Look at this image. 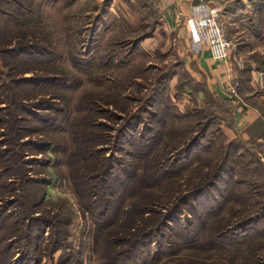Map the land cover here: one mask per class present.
<instances>
[{"label": "rangeland", "instance_id": "1", "mask_svg": "<svg viewBox=\"0 0 264 264\" xmlns=\"http://www.w3.org/2000/svg\"><path fill=\"white\" fill-rule=\"evenodd\" d=\"M254 1L262 16L264 0ZM203 6L207 4L197 9ZM208 6L222 9L220 2ZM263 19L258 20L261 27ZM225 34L228 39L226 30ZM173 37L161 24L154 0H0V149L5 151L4 162L13 164L2 195L5 201L31 204L37 188L43 189L44 202L33 210L38 211L34 216L53 221L49 228L33 226L41 238L32 246L46 247L59 231L57 239L71 252H40L41 264H59L60 255L69 253L74 259L79 252L82 264H102L109 254L120 263L126 261L121 219L111 226L110 232L117 235L105 253L109 230L98 229L95 218L82 209L90 199L80 198L71 181L76 164L89 168L104 158L113 167L109 180L121 199L122 182L131 183L121 170L136 176L130 191H122L123 205L129 207L147 193V224L153 213L160 212L161 219L171 215L166 238L153 239L150 246L156 258L161 241L171 253H162L157 262L148 256L150 263L139 259L138 264H253L248 252L241 258L224 250L233 239L245 240L239 231L228 230L218 247H211L208 236L226 225L238 229L239 221L248 217L256 220L248 225L249 233L253 228L264 231V155L257 144L229 139L233 129L221 123L224 113L219 116L224 104L211 97L202 103L184 99L193 76L176 64ZM173 72L178 74L175 85ZM260 111L264 116V105ZM89 132L101 152L84 164L74 160V152ZM225 153L230 157L220 171ZM160 155L170 172L187 167L158 187L153 166ZM19 176L43 185L21 187ZM207 183L212 187L196 200L193 186ZM108 198L103 192L94 203ZM110 198L117 207L120 199ZM214 199L220 201L213 203ZM219 203L222 208L217 210ZM18 206L10 210L20 214ZM137 217L136 224L142 226ZM181 228L192 229L184 240ZM258 241V264H264V236ZM14 259L23 263L18 254Z\"/></svg>", "mask_w": 264, "mask_h": 264}, {"label": "trees", "instance_id": "2", "mask_svg": "<svg viewBox=\"0 0 264 264\" xmlns=\"http://www.w3.org/2000/svg\"><path fill=\"white\" fill-rule=\"evenodd\" d=\"M57 80V79H56ZM185 83V82H183ZM34 84V83H31ZM184 85V84H183ZM182 85V86H183ZM181 86V87H182ZM3 126V117L0 118V127ZM94 140V134L86 133L84 134V140L81 141L78 140L77 144V150H75L74 155H76V158L74 160L79 161H84V164L89 160L90 158H94L93 155H100V149L96 147V143H93ZM21 147V144L18 145ZM232 144L228 147H226V152L231 150ZM193 148V147H192ZM191 148V149H192ZM209 148V147H208ZM207 148V149H208ZM206 150V149H205ZM5 153L4 150L0 149V264H24L26 261H31L32 264H41V254H54L59 249L66 248L69 252V249L67 248V245H64L63 243L60 242V238L57 239L58 232H56V237L51 239L50 241L47 240L46 247H40L36 243H34V246H32V242L36 239H40L39 235H37L34 232V227L37 224H43L45 228H49L52 225V221L49 217L45 216L42 217L41 219L39 216H34L35 214L38 213V211H33L37 206H40L44 202V194H43V189L35 188V200L29 204L28 202L20 201L19 200H14V201H5V197H3V190L4 193L7 192V174L11 173V167H13V164L4 162L5 157H3V154ZM179 154V153H178ZM225 157L221 161L220 165V171L222 170V166L226 163V161L229 159L230 156L225 153ZM163 156H159L157 158V161L155 162V165L153 168L156 170L157 177L155 178V183L158 185V187L162 186L163 183H161L162 180L165 179H171L174 178L175 175L180 173V169L184 170V168L187 167V164L184 166H179V172L178 169L175 170L174 172L168 171V163L165 160H162ZM199 160H201L200 156H198ZM102 158V157H100ZM166 159V158H165ZM2 160V161H1ZM108 159H102L98 160L95 164H91L89 168L83 164H76L75 167L72 169V174L71 176V181L74 185L75 193L80 198L86 199L89 198L90 201L84 200V202L81 204L82 209L87 211L90 216L95 218V225L98 227V229H105L109 230L107 237L105 239V242L107 243L108 248H105V253H109L110 251V246L114 245L115 243L113 238L117 234L111 233L110 229L112 225L118 223V219H121L119 222H122L120 225L121 231H119V234H121L122 238L120 240H123V242H126L125 249L122 250V255L126 259L125 262H118V260L114 259V256L109 254V256L105 255L103 257V262L102 259L101 262L102 264H138V260L142 262L143 259L148 260V263H150V258L149 257H154L151 254L150 251V246L154 241H157L158 237H161L163 240L166 238L168 235L167 228L168 224L167 221H170L172 219L171 215L165 214L164 217L161 219V214L159 212L158 215L156 213H153V218L150 219L149 224L148 222V217L145 216L146 213H148L151 209L148 207V203L150 201L147 200L146 195L147 193L142 194L141 198L135 199L134 202L132 201L129 205V207L126 205H123L124 201V194L127 188H132L134 181H136V176L132 178L131 175H128L121 170V173L124 175L129 176L128 180L131 181L130 184L126 183L125 181L122 182L121 184V196L122 199L119 197L120 195H116L117 192H115V189L113 188L111 182H110V177H111V171L113 170L112 168L109 167L107 163ZM198 160V161H199ZM14 163V162H13ZM107 164V165H106ZM115 167V166H114ZM112 169V170H111ZM220 171H217L218 173ZM10 175V174H9ZM150 175V173L148 174ZM146 175V177H149ZM217 175V174H216ZM220 174H218L219 176ZM217 176V177H218ZM19 182L21 187L25 186L26 184L30 185L33 184L34 186L41 187L43 183L38 182V181H33L31 179H26L22 178L21 176L18 177ZM135 178V179H134ZM205 187V186H204ZM202 184H195L193 186V191L191 194H194L196 200H199L201 196L205 192H207L208 188H211V183H207V186L204 188ZM103 192H108L109 198L108 201L105 199L101 204H95L94 200L95 198H100L103 195ZM131 194V193H130ZM117 196L120 200H117V207L114 204V201L111 200L110 197ZM131 196V195H130ZM190 197V196H189ZM91 198L93 200H91ZM222 199V200H221ZM226 198H220L221 201H224ZM4 200V202H3ZM219 199H214L213 203H217ZM219 200V201H220ZM227 201L229 198L227 197ZM4 203L8 205H3ZM188 203V202H187ZM13 204L19 205V209L17 211H20L21 213L15 212V214L10 210L11 206ZM29 204V205H28ZM100 206V207H99ZM100 208V209H98ZM222 205H217V210L221 209ZM103 209L102 211H100ZM261 211V210H260ZM259 211V212H260ZM17 213V214H16ZM138 216L136 220H139L142 222V226L136 224L135 221V216ZM117 221V222H116ZM256 220L254 218L248 217L246 219H243L239 221L237 224L238 229L235 226L232 225H226L222 229H217L216 231L214 230L208 238L210 239L211 242V247H218V240L220 238H224L226 235V232L228 230L230 231H239L240 235L242 238L245 237V240L243 239H233L231 244L229 246L225 247L224 250L238 254L241 258H245L246 254L245 252L249 253V259L253 262V264H258L261 263L257 258H259V255L257 254L259 246H261L262 242L258 241V238L260 236H264V231L260 233V231H256L255 228L252 229V233H249V228L248 225L250 224H255ZM193 225V224H192ZM191 226V225H190ZM205 226V223H204ZM229 226V227H228ZM192 230V229H191ZM189 230H184V228L180 229L182 234V239L184 240L185 237H188L187 234L191 233L192 231ZM175 232V231H174ZM179 233V232H177ZM193 232L192 234H194ZM39 237V238H38ZM113 237V238H111ZM116 238V237H115ZM211 239L215 240L213 242ZM186 241V240H185ZM256 241V242H255ZM158 244V242H156ZM164 241H161L158 245V251H159V256L155 259L156 262L161 259L160 255L164 252H169L171 253V250L169 246V250L165 251L164 249ZM244 247V249L242 248ZM148 248V250H147ZM65 249V250H66ZM107 250V251H106ZM163 250V251H162ZM35 254H34V253ZM41 252V254H39ZM97 249V253H98ZM38 253V254H36ZM71 253V252H69ZM65 254V255H60L58 258V263L59 264H82V258L81 255L78 253V256L73 259V256L71 254ZM146 253V254H145ZM168 253V254H169ZM19 255L20 258L22 259L23 263H19L18 261H15L14 257L16 255ZM115 255V254H114ZM149 256V257H148Z\"/></svg>", "mask_w": 264, "mask_h": 264}, {"label": "crops", "instance_id": "3", "mask_svg": "<svg viewBox=\"0 0 264 264\" xmlns=\"http://www.w3.org/2000/svg\"><path fill=\"white\" fill-rule=\"evenodd\" d=\"M154 1L161 24L174 35L175 56L179 59L176 64L193 76L191 86L182 89L184 99L194 98L192 100L202 103L211 97L224 104L226 108L219 116L224 113L221 123L233 129L229 139L257 144L264 155V116L260 111V106L264 105V65L260 67L264 61V27L258 21L264 18V14H260L261 6L254 0H247L253 4H244L246 0ZM219 2L230 48L227 59L214 61L207 46L193 37L190 21L194 22L197 6L218 5ZM262 10L264 13V7ZM258 79L262 80L261 85L257 84ZM177 80L178 74L173 72L174 85Z\"/></svg>", "mask_w": 264, "mask_h": 264}, {"label": "built area", "instance_id": "4", "mask_svg": "<svg viewBox=\"0 0 264 264\" xmlns=\"http://www.w3.org/2000/svg\"><path fill=\"white\" fill-rule=\"evenodd\" d=\"M222 9L216 6H203L195 13L191 22L193 37L208 48L214 61L227 59L230 41L227 39L224 24L221 22ZM261 79L257 82L261 83Z\"/></svg>", "mask_w": 264, "mask_h": 264}]
</instances>
